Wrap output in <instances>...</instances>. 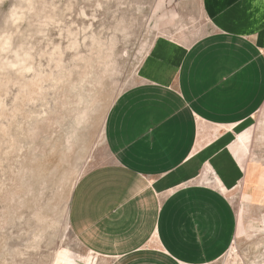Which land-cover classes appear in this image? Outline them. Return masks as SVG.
<instances>
[{
  "label": "rangeland",
  "instance_id": "obj_1",
  "mask_svg": "<svg viewBox=\"0 0 264 264\" xmlns=\"http://www.w3.org/2000/svg\"><path fill=\"white\" fill-rule=\"evenodd\" d=\"M208 32L199 0H0V264H107L74 231L77 184L111 161L109 112L148 54ZM218 136L236 168L194 177L226 192L238 224L210 264H264V105Z\"/></svg>",
  "mask_w": 264,
  "mask_h": 264
},
{
  "label": "crops",
  "instance_id": "obj_2",
  "mask_svg": "<svg viewBox=\"0 0 264 264\" xmlns=\"http://www.w3.org/2000/svg\"><path fill=\"white\" fill-rule=\"evenodd\" d=\"M199 1L211 32L148 54L109 112L111 161L74 192L76 236L107 264H210L234 241L226 192L194 175L211 161L224 176L236 168L216 131L264 105V0Z\"/></svg>",
  "mask_w": 264,
  "mask_h": 264
},
{
  "label": "snow or ice",
  "instance_id": "obj_3",
  "mask_svg": "<svg viewBox=\"0 0 264 264\" xmlns=\"http://www.w3.org/2000/svg\"><path fill=\"white\" fill-rule=\"evenodd\" d=\"M42 115H43V116H46V115H47V113H42Z\"/></svg>",
  "mask_w": 264,
  "mask_h": 264
}]
</instances>
